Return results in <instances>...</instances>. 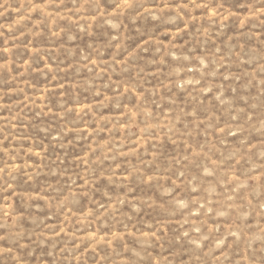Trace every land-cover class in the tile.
Wrapping results in <instances>:
<instances>
[{
	"label": "rangeland",
	"instance_id": "374dc122",
	"mask_svg": "<svg viewBox=\"0 0 264 264\" xmlns=\"http://www.w3.org/2000/svg\"><path fill=\"white\" fill-rule=\"evenodd\" d=\"M0 264H264V0H0Z\"/></svg>",
	"mask_w": 264,
	"mask_h": 264
}]
</instances>
